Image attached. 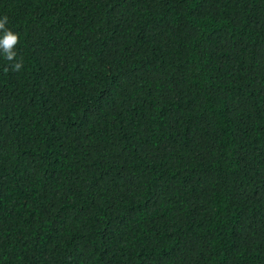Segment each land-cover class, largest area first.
Wrapping results in <instances>:
<instances>
[{
	"label": "trees",
	"instance_id": "16d2710c",
	"mask_svg": "<svg viewBox=\"0 0 264 264\" xmlns=\"http://www.w3.org/2000/svg\"><path fill=\"white\" fill-rule=\"evenodd\" d=\"M0 16V264H264V0Z\"/></svg>",
	"mask_w": 264,
	"mask_h": 264
},
{
	"label": "clouds",
	"instance_id": "9594fccd",
	"mask_svg": "<svg viewBox=\"0 0 264 264\" xmlns=\"http://www.w3.org/2000/svg\"><path fill=\"white\" fill-rule=\"evenodd\" d=\"M7 25L8 17L0 16V58L7 61L13 71L20 72L24 64L17 56L16 46L19 42V35Z\"/></svg>",
	"mask_w": 264,
	"mask_h": 264
}]
</instances>
